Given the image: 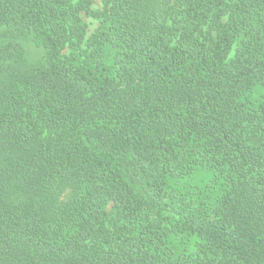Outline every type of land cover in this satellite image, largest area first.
Returning <instances> with one entry per match:
<instances>
[{"label":"trees","instance_id":"trees-1","mask_svg":"<svg viewBox=\"0 0 264 264\" xmlns=\"http://www.w3.org/2000/svg\"><path fill=\"white\" fill-rule=\"evenodd\" d=\"M0 264H264V0H0Z\"/></svg>","mask_w":264,"mask_h":264},{"label":"rangeland","instance_id":"rangeland-1","mask_svg":"<svg viewBox=\"0 0 264 264\" xmlns=\"http://www.w3.org/2000/svg\"><path fill=\"white\" fill-rule=\"evenodd\" d=\"M92 5L96 9H100L103 6V0H92ZM82 22L86 27V37L90 38L93 33L97 30L99 27L100 23L97 19L93 18L90 15H87L85 13H82ZM22 45L25 48L27 56L32 60V61H38L40 60L43 55H44V50L42 48H37L35 47L27 37H20L18 39ZM3 42V41H2ZM69 49H65L64 52H68Z\"/></svg>","mask_w":264,"mask_h":264}]
</instances>
